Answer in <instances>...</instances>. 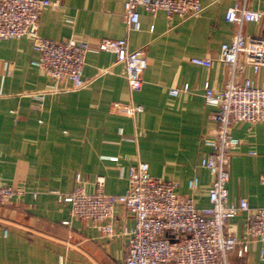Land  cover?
Returning <instances> with one entry per match:
<instances>
[{
	"label": "crops",
	"instance_id": "crops-1",
	"mask_svg": "<svg viewBox=\"0 0 264 264\" xmlns=\"http://www.w3.org/2000/svg\"><path fill=\"white\" fill-rule=\"evenodd\" d=\"M51 1L57 6L42 11L41 36L86 40L92 46L126 38L129 49H145L149 64L142 89L131 93L115 55L90 52L83 69L86 85L73 89L71 81L55 82L31 64L38 53L30 37L0 41V185L26 191L0 205V264H123L134 215L117 207V235L107 238L72 217L70 204L59 201L58 194L74 191L77 177L87 192L101 185L106 193H124L130 168L142 161L153 176L177 181L185 196L188 181L197 176L198 206H208L211 176L200 160L209 151L203 140L217 126L212 119L217 109L205 103V85L218 92L232 77L231 68L218 61L221 45L238 30L225 19L228 8L244 4L260 11L261 19L245 22L242 33L264 37V0H201L202 11L187 18L163 11L152 15L139 7L138 31L128 30L126 0ZM193 57L210 58L212 65L194 64ZM245 79L264 85V66L254 73L245 65L234 82ZM185 85L186 92L169 93ZM41 91H47L42 105L32 96ZM130 101L144 106L134 119L113 110V103ZM232 133L240 144L230 157L229 200L246 198L259 207L264 203V123L240 122ZM245 226L246 215L240 214L228 221L226 232L242 242ZM238 248L229 253L230 264H264V242H251L243 257Z\"/></svg>",
	"mask_w": 264,
	"mask_h": 264
},
{
	"label": "built area",
	"instance_id": "built-area-1",
	"mask_svg": "<svg viewBox=\"0 0 264 264\" xmlns=\"http://www.w3.org/2000/svg\"><path fill=\"white\" fill-rule=\"evenodd\" d=\"M237 1V0H235ZM48 6H57L51 0H0V41L30 37L32 49L38 58L31 64L43 70L55 82L71 81L73 89L86 85L83 69L90 52H110L116 61L123 64L125 77L131 93L142 89L143 74L148 67L144 48L131 50L128 40L102 39L96 46L86 40H53L39 34V18ZM139 7L155 15L159 11L168 17H192L202 11L201 0H126L124 19L129 31L141 28ZM260 11L249 10L237 4L228 8L225 19L238 26L232 41L221 45L218 61L231 68V80L218 92L208 83L205 85L204 100L216 107L212 119L216 128L211 137L203 140L208 147L200 167L211 176L206 193L209 205L198 206L195 192L199 189L197 176L188 181L189 195L178 192L179 184L172 179L153 176L146 162H138L129 170L128 188L124 193H106L101 185L95 192H87L77 177L78 185L68 195L58 194L59 201L70 204L71 216L89 222L102 236L117 235L113 220L117 207L134 215L135 225L127 231L129 240L125 247L123 264H230L229 253L237 245V254L243 257L253 241L264 242V203L251 207L246 198L230 202L227 183L230 178L229 166L232 151L240 139L232 133L233 125L240 122L264 123V85L245 79L234 82V76L250 65L254 73L264 66V37L244 35L245 22H257ZM194 64L210 67V58L193 57ZM57 86H51V90ZM188 90L171 88L173 96ZM47 91L34 93L39 101ZM113 110L129 118H135L144 111L141 104L115 102ZM114 159V158H113ZM22 187L0 185V205L23 196ZM246 215V240L239 242L226 232L230 219ZM65 223H69L66 221ZM4 230L3 235H7Z\"/></svg>",
	"mask_w": 264,
	"mask_h": 264
}]
</instances>
